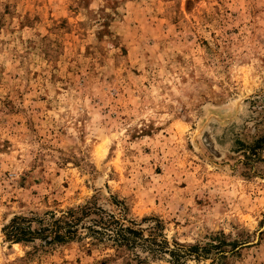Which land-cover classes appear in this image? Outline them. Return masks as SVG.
I'll return each instance as SVG.
<instances>
[{"label": "rangeland", "instance_id": "obj_1", "mask_svg": "<svg viewBox=\"0 0 264 264\" xmlns=\"http://www.w3.org/2000/svg\"><path fill=\"white\" fill-rule=\"evenodd\" d=\"M263 139L264 0H0V264H264Z\"/></svg>", "mask_w": 264, "mask_h": 264}, {"label": "trees", "instance_id": "obj_2", "mask_svg": "<svg viewBox=\"0 0 264 264\" xmlns=\"http://www.w3.org/2000/svg\"><path fill=\"white\" fill-rule=\"evenodd\" d=\"M264 140V139H263ZM261 141V140H260ZM80 216L77 217V220L80 219L82 215H88L89 213H96L97 218L91 219L93 224L88 227V230L92 234L104 235L107 234L108 237L117 245V246H127L131 247L136 243V238L139 236V232L136 229H133L131 226L124 225L121 223L119 218H115L113 215L108 213L103 214V210L99 207H91L88 205L82 206L80 209ZM73 213V212H72ZM72 213L62 214L61 217L56 218L51 225L49 231L45 234L53 233L52 240L66 241L72 237L70 229V220L66 221V215H72ZM26 219L16 217L12 220V223L9 225V230L6 233L7 238L12 239L13 241H19L23 239L34 238L35 235H42L46 231L45 228H41L37 231L32 230L29 223L22 224ZM24 221V222H23ZM63 223L59 224V223ZM43 238V237H42ZM146 241H154L155 237L145 238Z\"/></svg>", "mask_w": 264, "mask_h": 264}]
</instances>
